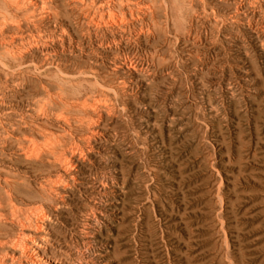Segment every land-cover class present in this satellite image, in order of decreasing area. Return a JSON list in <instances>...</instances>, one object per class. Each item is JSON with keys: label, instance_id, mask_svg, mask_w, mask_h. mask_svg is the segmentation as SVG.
Masks as SVG:
<instances>
[{"label": "rangeland", "instance_id": "obj_1", "mask_svg": "<svg viewBox=\"0 0 264 264\" xmlns=\"http://www.w3.org/2000/svg\"><path fill=\"white\" fill-rule=\"evenodd\" d=\"M0 176L1 264H264V0H0Z\"/></svg>", "mask_w": 264, "mask_h": 264}, {"label": "bare ground", "instance_id": "obj_2", "mask_svg": "<svg viewBox=\"0 0 264 264\" xmlns=\"http://www.w3.org/2000/svg\"><path fill=\"white\" fill-rule=\"evenodd\" d=\"M79 1H80V0H79ZM93 1H94V0H93ZM106 1H107V0H106ZM100 2H101V1H100ZM118 2H119V1H118ZM23 4H24V3H23ZM133 4H134V3H133ZM133 4H132V5H133ZM94 5H95V4H94ZM105 5H106V4H105ZM110 5H111V4H110ZM120 5H121V4H120ZM130 5H131V4H130ZM82 6H83V5H82ZM89 6H90V5H89ZM105 7H106V6H105ZM111 7H112V6H111ZM93 8H94V7H93ZM93 8H91V9H93ZM95 8H96V7H95ZM143 8H144V7H143ZM97 9H98V8H97ZM97 9H96V10H97ZM99 9H100V8H99ZM102 9H103V8H102ZM108 9H109V8H108ZM105 10H106V9H105ZM129 11H131V10H129ZM150 11H151V10H150ZM80 12H81V11H80ZM89 12H90V11H89ZM145 13H146V12H145ZM145 13H144V14H145ZM81 14H82V13H81ZM93 14H94V13H93ZM108 14H109V13H108ZM113 15H114V14H113ZM123 15H125V14H123ZM123 15H122V16H123ZM131 15H132V14H131ZM84 16H85V15H84ZM115 16H116V15H115ZM151 16H152V15H151ZM100 17H101V16H100ZM100 17H99V18H100ZM112 17H113V16H112ZM120 17H121V16H120ZM91 18H93V17H91ZM122 18H123V17H122ZM122 18H121V19H122ZM131 18H132V17H131ZM131 18H130V19H131ZM150 18H151V17H150ZM152 18H153V17H152ZM85 19H87V18H85ZM95 19H96V18H95ZM95 19H94V20H95ZM114 19H115V17H114ZM80 20H81V19H80ZM103 20H105V19H103ZM122 20H123V19H122ZM125 20H126V18H125ZM87 21H88V20H87ZM91 21H92V20H91ZM100 21H101V20H100ZM111 22H112V21H111ZM117 22H118V21H117ZM123 22H124V21H123ZM125 22H126V21H125ZM87 24H88V23H87ZM91 24H92V22H91ZM93 24H95V23L93 22ZM101 24H102V23H101ZM4 25H5V24H4ZM4 25H3V26H4ZM114 25H115V24H114ZM3 26H2V27H3ZM87 26H88V25H87ZM89 26H90V25H89ZM95 26H96V25H95ZM116 26H117V25H116ZM118 27H119V26H118ZM109 28H110V27H109ZM3 29H4V28H3ZM92 29H93V28H92ZM107 29H108V28H107ZM93 30H94V29H93ZM89 31H90V30H89ZM89 31H88V32H89ZM88 32H87V33H88ZM93 32L95 33V30H94ZM1 34H2V33H1ZM107 39H108V38H107ZM105 43H106V42H105ZM4 48H5V47H4ZM8 49H9V48H8ZM11 49H12V48H11ZM4 50H5V49H4ZM13 54H14V52H13ZM13 54H12V55H13ZM70 73H71V72H70ZM72 79H73V78H72ZM57 98H58V97H57ZM59 100H60V99H59ZM75 106H76V105H75ZM95 111H96V110H95ZM59 121H60V120H59ZM64 122H65V121H64ZM66 132H67V131H66ZM66 134H67V133H66ZM7 136H8V135H7ZM41 138H42V137H41ZM26 140H27V139H26ZM30 140H31V139H30ZM23 144H24V143H23ZM27 144H28V143H27ZM29 144H31V143H29ZM36 144H37V143H36ZM36 144H35V145H36ZM47 144H48V143H47ZM37 145H38V144H37ZM29 146H30V145H29ZM23 147H24V146H23ZM38 148H39V147H38ZM48 148H49V147H48ZM32 149H33V148H32ZM52 149H53V147H52ZM58 149H59V148H58ZM25 150H26V149H25ZM25 150H24V151H25ZM35 150H36V149H35ZM40 150H41V149H40ZM45 150H46V149H45ZM67 150H68V149H67ZM15 151H17V150H15ZM21 151H22V150H21ZM29 151H30V150H29ZM48 151H49V150H48ZM31 152H32V151H31ZM75 152H76V151H75ZM34 153H35V152H34ZM39 153H40V152H39ZM64 153H65V152H64ZM29 154H31V153H29ZM19 155H21V153H20ZM32 155H33V154H32ZM32 155H31V156H32ZM24 156H25V155H24ZM28 156H29V155H28ZM38 157H39V156H38ZM24 158H25V157H24ZM65 158H66V157H65ZM57 159H58V158H57ZM61 159H62V158H61ZM66 159H67V158H66ZM33 160H34V159H33ZM50 162H51V161H50ZM58 162H59V161H58ZM63 164H64V163H63ZM67 164H68V163H67ZM69 166H70V165H69ZM71 167H72V166H71ZM66 168H67V167H66ZM67 170H68V169H67ZM65 172H66V171H65ZM58 173H60V172H58ZM64 174H65V173H64ZM67 174H68V173H67ZM49 175H50V174H49ZM0 177H1V176H0ZM28 177H29V176H28ZM63 179H64V178H63ZM4 180H5V179H4ZM35 180H36V179H35ZM59 180H60V179H59ZM30 181H31V180H30ZM45 181H46V180H45ZM52 182H53V180H52ZM53 183H54V182H53ZM47 184H49L48 181H47ZM45 185H46V182H45ZM53 185L56 186V184H53ZM54 186H53V187H54ZM57 186H58V185H57ZM65 186H66V185H65ZM45 187H47V185L44 186V188H45ZM4 188H5V187H4ZM40 188H41V187H40ZM55 188H56V187H55ZM55 188H54V189H55ZM50 189H51V188H50ZM52 189H53V188H52ZM59 189L61 190V188H59ZM5 191H6V190H5ZM50 191H51V190H50ZM54 191H55V190H54ZM61 192H62V191H61ZM50 193H51V192H50ZM64 193H65V192H64ZM54 194H55V193H54ZM56 194H57V193H56ZM61 194H62V193H61ZM10 195H11V194H10ZM10 195H9V196H10ZM61 196H62V195H61ZM65 196H66V195H65ZM54 197H55V196H54ZM10 199H11V198H10ZM55 199H56V198H55ZM61 199H62V198H61ZM63 200H64V198H63ZM59 201H60V199H59ZM65 203H66V202H65ZM13 205H14V203H13ZM36 206H38V205H36ZM35 208H38V207H35ZM41 208L43 209V207H41ZM32 210H33V209H32ZM38 210H39V209H38ZM34 211L37 212V210H35V209H34ZM40 211H41V210H40ZM9 212H10V211H9ZM11 213H12V212H11ZM47 213H48V212H47ZM21 214H22V213H21ZM26 214H28V213H26ZM30 214H31V213H30ZM32 214H33V213H32ZM2 215H3V214H2ZM2 215H1V216H2ZM38 215H40V213H38ZM1 216H0V218H2ZM3 216H4V215H3ZM29 216H30V215H29ZM40 216H42V215H40ZM9 217H10V215H9L7 218H8V219H11V221L14 219L13 216H12V218H9ZM7 218H4V219L7 220ZM37 218H38V217H37ZM43 218H45L44 215H43ZM46 218H47V217H46ZM2 219H3V218H2ZM19 219H20V218H19ZM35 219H36V217H35ZM38 219L40 220V218H38ZM38 219H37V220H38ZM49 220H50V219H49ZM49 220H48V221H49ZM3 221H4V220H3ZM8 221H10V220H8ZM16 221H17V220H16ZM26 221H27V220H26ZM26 221H24V223H25ZM40 221H42V220H40ZM44 221H45V220H44ZM19 222H22V221L20 220ZM32 222H33V221H32ZM42 222H43V221H42ZM6 223H7V222H6ZM24 223H23V224H24ZM40 223H41V222H40ZM44 223H45V222H44ZM23 224H21V226H23ZM49 224H50V223H49ZM12 225H13V224H12ZM37 225H38V223H37ZM39 225H40V224H39ZM13 226H14V225H13ZM19 227H20V226H19ZM26 227H27V226H26ZM36 227H37V226H36ZM36 227H35V228H36ZM42 227H43V226H42ZM20 228H21V227H20ZM21 231H22V230H21ZM23 234H24V233H23ZM23 234H22V235H23ZM24 236H25V235H24ZM29 236H30V234H29ZM14 237H15V236H14ZM16 238H17V237H16ZM16 238H15V239H16ZM26 238H27V237H26ZM28 238H29V237H28ZM28 238H27V239H28ZM31 238H32V237H31ZM33 238H35V236H34ZM33 238H32V239H33ZM15 239H14V242H16ZM17 239H18V238H17ZM42 240H43V239H42ZM1 241H2V242H1ZM1 241H0L1 244L4 243L3 240H1ZM17 241H18V240H17ZM19 241H20V240H19ZM22 241H23V240H22ZM23 242H24V241H23ZM26 242H27V241H26ZM29 242H30V241H29ZM46 242H47V241H46ZM12 243H13V242H12ZM17 243H18V242H17ZM17 243H14V244H17ZM1 244H0V245H1ZM25 244H26V243H25ZM18 245H19V243H18ZM23 245H24V244H23ZM33 245H34V244H33ZM8 246H9V245H8ZM25 246H26V245H25ZM12 247H14V246H12ZM12 247H11V249H12ZM47 247H48V246H47ZM3 248H4V247H3ZM17 249H18V248H17ZM38 249H39V247H38ZM45 249H46V248H45ZM12 250H13V249H12ZM17 251H19V250H17ZM28 251H29V250H28ZM40 252H41V251H40ZM22 253H24V252H22ZM26 253H27V252H26ZM56 253H57V252H56ZM6 254H7V252H6ZM20 255H21V253H20ZM23 255H24V254H23ZM25 255H26V254H25ZM33 255H34V254H33ZM43 255H44V254H43ZM18 256H19V255H18ZM18 256H17V257H18ZM21 256H22V255H21ZM10 257H11V256H10ZM19 258H20V257H19ZM22 258H23V257H22ZM15 259H16V258H15ZM35 259H36V257H35ZM6 261H7V260H6ZM30 261H31V260H30ZM18 262H19V261H18ZM31 263H32V261H31ZM34 263H35V262H34ZM37 263L39 264L40 261L37 262ZM0 264H1V263H0ZM12 264H13V263H12ZM19 264H21V263H19ZM22 264H23V263H22ZM47 264H48V263H47Z\"/></svg>", "mask_w": 264, "mask_h": 264}]
</instances>
